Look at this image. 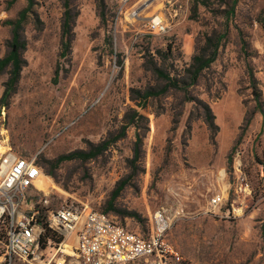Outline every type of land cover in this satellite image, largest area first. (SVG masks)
<instances>
[{
	"label": "rangeland",
	"instance_id": "obj_1",
	"mask_svg": "<svg viewBox=\"0 0 264 264\" xmlns=\"http://www.w3.org/2000/svg\"><path fill=\"white\" fill-rule=\"evenodd\" d=\"M145 2L71 0L74 36L63 57L64 0H32L21 28L26 63L2 103L9 70L0 73V133L19 153L37 154L44 176L33 192L43 218L71 201L105 212L125 181L106 213L148 236L161 210L165 237L182 257L171 264H264V0ZM28 4L0 0V58L12 36L5 20ZM156 16L164 32L148 29ZM208 38L218 45L216 59L193 83V56L215 49ZM159 70L179 86H168ZM147 90L162 93L144 98ZM125 125L126 134L102 154L46 172L59 156L111 140ZM138 133L143 142L133 162ZM239 149L251 195H236L230 185L229 158ZM5 244L0 231V254Z\"/></svg>",
	"mask_w": 264,
	"mask_h": 264
},
{
	"label": "built area",
	"instance_id": "obj_2",
	"mask_svg": "<svg viewBox=\"0 0 264 264\" xmlns=\"http://www.w3.org/2000/svg\"><path fill=\"white\" fill-rule=\"evenodd\" d=\"M152 33L166 30L158 16L147 24ZM5 114V107L3 108ZM263 114V113H262ZM264 115V114H263ZM264 143V131L262 133ZM243 151L237 150L231 161L230 184L236 195H251L253 187L243 162ZM259 175L264 185V150L259 159ZM44 176L38 156H26L14 150L8 137L0 133V231L6 244L0 264H171L181 255L165 237V216L154 212L155 228L148 236L129 229L109 213L87 207L78 201L62 204L40 214L34 195L37 181ZM226 193L230 192V189ZM225 192L212 198L220 205Z\"/></svg>",
	"mask_w": 264,
	"mask_h": 264
},
{
	"label": "trees",
	"instance_id": "obj_3",
	"mask_svg": "<svg viewBox=\"0 0 264 264\" xmlns=\"http://www.w3.org/2000/svg\"><path fill=\"white\" fill-rule=\"evenodd\" d=\"M31 4H32V0H29L28 6L19 13L18 18L8 19V20H5L4 22V23L12 25V36L7 41L8 50L6 54L0 58V73L6 69L9 70V79L5 84V90L1 98V103L4 102L10 96V94L16 90L17 84L21 77L22 68L26 63V60L22 56V52L26 47V41L21 38V28H22V22L24 21L26 17V13L32 6ZM64 6H65V12H64L63 23H62L61 51L59 54L60 56H63V57L67 56L68 53H70L72 50V41H73V36H74V22L76 18L75 17L76 14L73 13L72 8H71V0H64ZM263 27H264V21H263ZM208 41L209 42H207V47L212 45L215 47V49L209 56H205L202 54H196L193 56V62L191 63V66H190L193 83L197 81L202 71L205 68L209 67L216 59L218 45L217 43L214 44L211 38H208ZM207 47L203 49V52L207 50ZM159 72L160 74H164L160 70ZM164 76H165L164 78L169 81L168 86L170 85H174L176 87L179 86L178 82L171 80L169 75L164 74ZM251 76H252V79L256 82V78L254 77V75L251 74ZM160 93H162V91L147 90L142 95L144 98H148L152 95H157ZM256 96L258 99L262 97V93L258 89L256 92ZM207 108H208L209 116L213 122L215 119V115L213 114L209 105L207 106ZM258 108L264 114L263 105L261 104ZM127 127L128 125L123 126L120 133L116 135L113 139L111 140L105 139L95 145H92L89 150L78 149V150H74L67 154L59 156L56 160H54V167L49 170L46 169V172L48 174H52L53 169L58 167V165L65 160H71V159L88 160V159L94 158L102 154L110 146L111 143L119 140L126 134ZM137 137L138 138H137V141L135 143V148H134L136 156L133 159V162L137 160L140 154V150H141L142 142H143L142 137L139 133L137 134ZM230 161H231V158H229V162ZM124 186H125V181H121L119 182L118 186L115 187L112 193V196L109 200L108 206L105 208V212H110L111 210L114 209V202L116 198L118 197L120 191L124 188Z\"/></svg>",
	"mask_w": 264,
	"mask_h": 264
},
{
	"label": "water",
	"instance_id": "obj_4",
	"mask_svg": "<svg viewBox=\"0 0 264 264\" xmlns=\"http://www.w3.org/2000/svg\"><path fill=\"white\" fill-rule=\"evenodd\" d=\"M152 0H147V2H145V4L144 5H146V4H148V3H150Z\"/></svg>",
	"mask_w": 264,
	"mask_h": 264
}]
</instances>
